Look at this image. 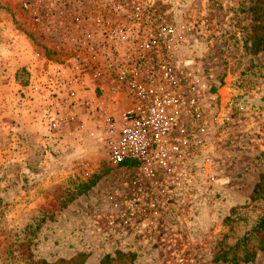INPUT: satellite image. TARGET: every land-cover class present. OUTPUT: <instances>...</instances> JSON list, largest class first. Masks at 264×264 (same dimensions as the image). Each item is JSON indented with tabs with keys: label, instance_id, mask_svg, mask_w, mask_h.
<instances>
[{
	"label": "rangeland",
	"instance_id": "1",
	"mask_svg": "<svg viewBox=\"0 0 264 264\" xmlns=\"http://www.w3.org/2000/svg\"><path fill=\"white\" fill-rule=\"evenodd\" d=\"M164 25L190 151L114 163ZM262 217L264 0H0V264H264Z\"/></svg>",
	"mask_w": 264,
	"mask_h": 264
},
{
	"label": "built area",
	"instance_id": "2",
	"mask_svg": "<svg viewBox=\"0 0 264 264\" xmlns=\"http://www.w3.org/2000/svg\"><path fill=\"white\" fill-rule=\"evenodd\" d=\"M178 41L175 26H162L144 44V50L155 53L157 63L154 57H149L135 73L130 66L121 71L122 77L132 73L129 80L134 103L118 117L110 115L104 121V140L112 162L134 161L168 167L174 164L179 153L187 155L190 151L173 135L185 102L197 108V99L184 100L182 94H176L170 87L174 77L169 69Z\"/></svg>",
	"mask_w": 264,
	"mask_h": 264
},
{
	"label": "trees",
	"instance_id": "3",
	"mask_svg": "<svg viewBox=\"0 0 264 264\" xmlns=\"http://www.w3.org/2000/svg\"><path fill=\"white\" fill-rule=\"evenodd\" d=\"M127 162H133V161H127ZM94 184V182H91L90 184H87L86 186L88 187V186H92ZM260 187V183H258L257 184V187L256 188H259ZM260 226L262 227V226H264V217H262L261 218V221H260ZM262 249H264V246L262 247ZM255 254L256 253H254L252 256H250V257H246L245 258V262H249V261H251V260H254V258H255ZM224 257V256H223ZM217 259H221L220 257L218 258V257H216ZM233 262L235 263V264H238L237 262H236V259H234L233 260Z\"/></svg>",
	"mask_w": 264,
	"mask_h": 264
}]
</instances>
